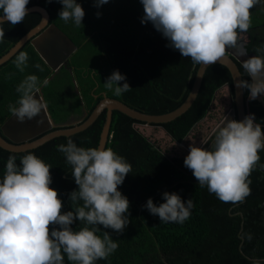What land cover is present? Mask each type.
<instances>
[{
  "label": "trees",
  "instance_id": "obj_1",
  "mask_svg": "<svg viewBox=\"0 0 264 264\" xmlns=\"http://www.w3.org/2000/svg\"><path fill=\"white\" fill-rule=\"evenodd\" d=\"M76 2L85 12L79 27L72 21L65 23L59 19L63 6L57 0L50 3L29 0L27 9L36 6L45 9L49 24L64 33L76 51L68 59V65L60 69L66 70L62 76L57 74L60 70L53 75L29 41L0 65V127L12 116L8 106L16 104L19 98L16 87L27 75H36L41 82L48 81L46 86H40V93L57 126L48 132L60 129L63 123L82 116L83 112L88 117L103 94L148 115L167 114L184 103L199 64L167 46L169 41L150 22L141 23L144 12L140 0H109L99 8L94 6V0ZM256 6L259 8L253 7L250 13L264 12V0ZM40 20V13L33 11L22 23L2 25L4 40L0 42V58ZM239 38L244 41L247 52L264 56V24L250 26ZM21 51L29 57L24 72L14 65ZM36 64L43 71L35 68ZM114 70L126 77L132 90L116 96L105 88L104 83ZM242 79L250 82L246 76ZM232 87L228 70L212 64L204 73L192 106L169 123L146 126L113 111L106 147L132 166L131 173L118 186L129 201V224L119 234L98 226L100 231L96 235L102 238L103 231L108 232L118 248L95 264H253L254 260L264 264V168L251 172L248 177L251 192L243 203L232 204L221 202L206 186L201 187L183 164L190 145L210 149L214 140L211 133L232 104ZM248 91L244 88L243 104H250V114H254L255 122L264 131V102L259 98L249 99ZM105 116L104 111L84 131L55 137L35 149L11 152L0 148V179L9 156H15L19 165L22 156L32 153L51 166L49 187L57 191L62 212L71 211L74 206L69 194L78 186L71 175V166L57 146L71 139L78 147H97ZM144 126L153 131L147 132ZM260 164L264 165L263 153ZM164 192H175L183 202L192 200L190 216L182 224L160 222L158 216L142 207L149 198L157 206L165 202ZM84 226L74 221L70 227L78 231ZM65 264H70L66 256Z\"/></svg>",
  "mask_w": 264,
  "mask_h": 264
},
{
  "label": "clouds",
  "instance_id": "obj_2",
  "mask_svg": "<svg viewBox=\"0 0 264 264\" xmlns=\"http://www.w3.org/2000/svg\"><path fill=\"white\" fill-rule=\"evenodd\" d=\"M57 2L63 6L59 19L82 26L85 12L76 0ZM108 2L94 0V6L99 8ZM260 2L140 0L144 12L141 23L150 22L169 41L167 46L179 51L182 57L191 58L194 64L210 66L224 57L228 48H236L245 55V44L239 36L250 28V10ZM28 3L29 0H0V42L4 40L2 25L22 23L28 15ZM96 15L99 17L100 13ZM245 57L248 59L242 64L239 58L234 62L241 77L245 74L250 82L242 79L238 87L243 91L248 89L249 99L254 100L264 94V58ZM28 59L26 52H19L14 60L18 71L24 72ZM34 67L43 71L39 64ZM121 81L125 82L121 85ZM47 83V79L41 82L36 75H27L17 85L19 98L16 104L8 106V111L18 122L33 120L45 108L41 98L35 97L39 90L41 92L40 86ZM104 86L116 96L132 90L118 70L107 77ZM263 96L258 98L264 102ZM243 106V120L238 118L235 104H230L223 118L231 111L232 117L226 123L225 118L223 123L222 120L216 123L218 130L210 149L190 145L183 160L198 184L206 186L209 193L223 203H243L251 192L248 180L251 172L264 168L259 162L264 151V131L255 122L254 114H250V104ZM40 122L37 120V124ZM57 150L64 154L78 186L69 194L74 207L62 212L63 204L57 191L49 187L52 183L50 165L32 153L22 156L19 165L15 156H9L0 179V264H65V256L70 264H95L118 248L108 232L103 231L102 238L96 233L100 231L98 226L123 233L129 224V201L118 186L131 173V164L110 147H78L71 139L58 145ZM162 195L165 202L159 206L149 198L142 207L158 216L160 222L182 224L189 218L193 207L191 199L183 202L175 192ZM74 221L85 226L73 231L70 226ZM54 225L57 227H52ZM247 239L250 241L252 236L249 234ZM253 264L260 261L254 260Z\"/></svg>",
  "mask_w": 264,
  "mask_h": 264
},
{
  "label": "water",
  "instance_id": "obj_3",
  "mask_svg": "<svg viewBox=\"0 0 264 264\" xmlns=\"http://www.w3.org/2000/svg\"><path fill=\"white\" fill-rule=\"evenodd\" d=\"M36 11L40 13L41 20L40 23L33 28L30 32L24 35L4 56L0 58V65H3L7 61H9L12 56H14L17 51L26 43L30 42L34 47L38 55L45 62V64L56 73L59 69L65 68L68 65V59L70 56L76 51V46L71 42V40L62 33L56 26L49 23V15L47 11L39 6L31 7L28 9L29 12ZM244 53L247 54L245 49L243 48ZM249 55L256 56L254 53ZM231 56V57H230ZM234 53L230 50H226L225 56L222 57L215 64H219L224 66L233 82V89L235 91L234 94V102L237 110V116L240 120L244 119V106H243V88L238 87L239 81L242 80L241 73L232 59L234 58ZM238 60V57L235 56ZM242 64V61H240ZM209 66L199 65L196 71L195 79L191 91L184 101V103L177 108L176 110L164 114V115H147L144 113H140L135 111L118 100L107 98L103 96L102 99L98 102L95 109L89 116V118L83 122L81 125H77L76 122L72 121L67 125H72L73 127L66 130H58L52 133L45 135L39 140L27 143L26 141L31 140L33 137L38 135L39 133L49 130L51 125L45 121L44 112L43 116L42 111L39 116L35 117L34 120H40L41 122L35 126L34 122H29L25 124H21L14 117L9 118L1 127H0V148L11 151V152H24L29 149H33L36 146L44 143L45 141L52 139L57 136H69L75 133L81 132L87 129L91 124L94 123L96 118L106 110V120L100 134L99 143L97 147L105 148L107 142V136L111 124L112 112L118 111L131 119L145 122L147 124H165L175 120L177 117L184 114L195 101L198 92L200 90V86L203 80V76L205 71ZM251 79V77H250ZM40 90L36 93V97H40ZM232 117V111L226 116L225 123L230 121ZM222 119V123L224 121ZM41 125V127L39 126ZM36 130V131H35ZM9 140L10 142H8Z\"/></svg>",
  "mask_w": 264,
  "mask_h": 264
},
{
  "label": "bare ground",
  "instance_id": "obj_4",
  "mask_svg": "<svg viewBox=\"0 0 264 264\" xmlns=\"http://www.w3.org/2000/svg\"><path fill=\"white\" fill-rule=\"evenodd\" d=\"M192 86H193V85H192ZM233 91H234V89H233ZM234 94H235V91L233 92V101H232V104H235V102H234ZM243 94H244V91H243V93H242V98H243ZM39 95H40V97H35V98H37V99H38V98H41V100H42V96H41L40 93H39ZM103 96H105V94H103ZM107 98H108V97H107ZM110 99H111V98H110ZM42 103H43V102H42ZM95 107H96V106H95ZM127 107H128V106H127ZM94 109H95V108H94ZM94 109H93V110H94ZM43 110L45 111V109H43ZM133 110H134V109H133ZM104 111L106 112V110H103V112H104ZM135 111H136V110H135ZM92 112H93V111H92ZM103 112H102V113H103ZM117 112H118V111H117ZM102 113H101V114H102ZM112 113H113V112H112ZM140 113H141V112H140ZM169 113H170V112H169ZM45 114L47 115L46 111H45ZM101 114H100V115H101ZM167 114H168V113H167ZM90 115H91V114H90ZM90 115H89V116H90ZM100 115H99V116H100ZM147 115H148V114H147ZM162 115H164V114H162ZM89 116H88L85 120H83V121H81V122H76V124H77V125H81L83 122H85V121L89 118ZM99 116H98V117H99ZM154 116H158V115H154ZM11 117H13V116H11ZM11 117H10V118H11ZM98 117H97V118H98ZM127 117H128V116H127ZM97 118H96V119H97ZM129 118H130V117H129ZM45 119H46V120L48 121V123L51 125L50 129L53 128V127H54V126H53L54 123L52 122V120L49 118L48 115L46 116ZM222 119H223V118H222ZM222 119H221V120H222ZM46 120H45V121H46ZM105 120H106V116H105ZM133 120H134V119H133ZM111 121H112V119H111ZM135 121H137V120H135ZM94 122H95V121H94ZM138 122H141V121H138ZM78 123H79V124H78ZM104 123H105V122H104ZM141 123H144L146 126H150V125H162V124H147V123H145V122H141ZM168 123H169V122H168ZM165 124H166V123H165ZM110 125H111V124H110ZM103 126H104V125H103ZM72 127H73V126L70 125V126H67V127H65V128H60V129H58V130H66V129H70V128H72ZM50 129H49V130H50ZM102 129H103V128H102ZM58 130H56V131H58ZM217 130H218V128L215 127V129L212 131L211 134H212V135L215 134ZM83 131H84V130H83ZM109 131H110V128H109ZM45 132H47V131H43V132L39 133V134H43L41 137L36 138V136H35V137H33L31 140H28V141H26V142H27V143H30V142H33V140H34V141L39 140L40 138L44 137L45 135H47V134H49V133H52V131L47 132V133H45ZM53 132H54V131H53ZM101 132H102V131H101ZM39 134H38V135H39ZM75 134H76V133H75ZM73 135H74V134H73ZM69 136H70V135H69ZM57 137H58V136H57ZM108 137H109V132H108V136H107V141H108ZM54 138H55V137H54ZM52 139H53V138H52ZM49 140H50V139H49ZM49 140H47V141H49ZM7 141L10 142L9 140H7ZM47 141H45V142H47ZM45 142H44V143H45ZM42 144H43V143H42ZM42 144L36 146L35 148L41 146ZM106 144H107V142H106ZM105 147H106V146H105ZM35 148H33V149H35ZM29 150H30V149H29Z\"/></svg>",
  "mask_w": 264,
  "mask_h": 264
},
{
  "label": "rangeland",
  "instance_id": "obj_5",
  "mask_svg": "<svg viewBox=\"0 0 264 264\" xmlns=\"http://www.w3.org/2000/svg\"><path fill=\"white\" fill-rule=\"evenodd\" d=\"M255 8H259V7H257V6H255ZM250 12H252V9L250 10ZM250 15H251V26H258V25H260V24H264V12H262V13H250ZM238 48H239V50H241L240 49V45H238ZM234 49H236V48H234ZM65 71L66 70H60L57 74H58V76H62V74H64L65 73ZM44 111V110H43ZM92 113V112H91ZM46 116V114H45V112H44V117ZM87 117V116H86ZM75 118H78V116L77 117H75ZM46 120V119H45ZM78 119H76L74 122H76ZM60 121V120H59ZM46 122H48L47 120H46ZM78 122V121H77ZM56 123H58L57 121H56ZM49 124V123H48ZM79 124V123H78ZM62 128H65V127H62ZM144 128H146L147 129V132H150L151 133V131H153V129H150V127H146V126H144ZM52 129V128H51ZM50 129V130H51ZM47 132L49 131V130H46ZM46 133V132H45ZM39 135H41V134H39ZM38 135V136H39ZM161 136H164L163 134L161 135Z\"/></svg>",
  "mask_w": 264,
  "mask_h": 264
},
{
  "label": "crops",
  "instance_id": "obj_6",
  "mask_svg": "<svg viewBox=\"0 0 264 264\" xmlns=\"http://www.w3.org/2000/svg\"><path fill=\"white\" fill-rule=\"evenodd\" d=\"M260 57H262V58H264V56H260ZM41 94V93H40ZM264 94H261L260 96H263ZM42 96V95H41ZM260 96H258V97H260ZM257 97V98H258ZM256 98V99H257ZM263 98H264V96H263ZM42 102L44 103V100H43V97H42ZM45 104V103H44ZM45 111H46V113H47V115L49 116V118H50V115H49V113H48V110H47V108H46V105H45ZM45 111H43L42 110V115L41 116H43V112H45ZM46 115V116H47ZM46 116H45V118H46ZM86 116H87V113L86 112H83L82 113V116H79L78 118H74V119H72L71 121H69V122H67V123H63V125H61L60 127L62 128V127H67V126H69V125H67V124H69V123H71L72 121H75L76 119H78L77 121L78 122H81V121H83V120H85V118H86ZM14 119L16 120V118L14 117ZM51 119V118H50ZM76 121V122H77ZM29 122H31V121H28V120H26L25 122H23V123H21V124H25V123H29ZM32 122H34L35 123V126L37 125V121H32ZM40 127H41V125H39ZM54 127H57L55 124L53 125ZM53 127V128H54ZM36 131V130H35ZM38 135H36V137H37ZM40 136V135H39ZM262 153L264 154V151H262ZM261 160H262V156H260V163H261Z\"/></svg>",
  "mask_w": 264,
  "mask_h": 264
},
{
  "label": "flooded vegetation",
  "instance_id": "obj_7",
  "mask_svg": "<svg viewBox=\"0 0 264 264\" xmlns=\"http://www.w3.org/2000/svg\"><path fill=\"white\" fill-rule=\"evenodd\" d=\"M253 32V31H252ZM237 44L238 45H240V49H241V41L239 40V41H237ZM261 48H263V46L261 47ZM229 50H231L233 53H234V55L235 56H237L241 61H243V60H245V59H248V57H245V56H252V55H249V54H251V53H249V54H246V55H241L240 53V51H238L237 49H234V48H228ZM234 61L235 62H238V60L237 59H235L234 58ZM238 66H239V68H240V70H243V67L240 65V64H238ZM243 76H245V74L243 75ZM32 121H37V120H31V122ZM214 136H215V134H213V139H214Z\"/></svg>",
  "mask_w": 264,
  "mask_h": 264
}]
</instances>
